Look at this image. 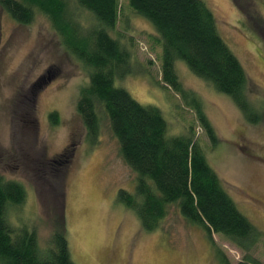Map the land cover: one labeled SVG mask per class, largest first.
I'll return each instance as SVG.
<instances>
[{"label": "rangeland", "instance_id": "rangeland-1", "mask_svg": "<svg viewBox=\"0 0 264 264\" xmlns=\"http://www.w3.org/2000/svg\"><path fill=\"white\" fill-rule=\"evenodd\" d=\"M203 1L215 17L219 36L246 72L252 86L249 102L261 107L262 121H245L230 97L177 61L174 69L179 82L200 102L214 130L216 141L210 143L194 110L161 81L158 34L129 8L127 0H118V22L109 34L129 48L134 64L129 60L123 67L126 77L115 79L116 85L139 104L157 108L166 121L168 136L185 135L192 129L207 164L237 210L264 234V0L239 1L247 14L253 15L250 18L239 11L234 0ZM69 4L80 25L91 29L95 23L91 14L71 1ZM40 79L36 137L29 132L32 138L25 141L20 131H14L15 146L25 151V159L3 160L1 153H9V158L14 149L13 114L22 115L21 110L12 111L17 104L14 97L30 90ZM88 82L89 69L63 48L44 15L37 12L33 22L24 26L0 9V175L20 182L26 192L21 205L7 210L11 225L34 231L39 253L47 258L52 247V217L63 209L73 264H222L218 249L229 264H238L243 254L237 247L215 233L211 234L213 245L205 230L183 218L175 205L168 207L160 225L147 231L135 211L119 200L120 190L133 196L137 176L123 162L118 141L102 112L99 134L94 139L87 136L77 102ZM52 113L57 114V124L51 123ZM73 145L64 182L65 198L59 199L56 207L49 184L34 181L27 164L43 150L51 158ZM252 253L264 263V239Z\"/></svg>", "mask_w": 264, "mask_h": 264}, {"label": "trees", "instance_id": "trees-1", "mask_svg": "<svg viewBox=\"0 0 264 264\" xmlns=\"http://www.w3.org/2000/svg\"><path fill=\"white\" fill-rule=\"evenodd\" d=\"M70 1L91 14L95 22L91 29L80 25L70 12ZM239 1L234 0V3L239 4ZM127 2L129 8L147 20L158 34L157 42L162 48L161 81L180 94L194 110L210 143L216 141L214 130L200 102L185 92L179 82L174 69L177 61L184 62L193 75L217 92L230 97L245 121L251 124L262 121L261 107L249 102L252 86H249L246 72L219 36L215 17L203 0ZM0 9L15 23L24 26L33 22L37 12L44 15L63 48L89 69V82L80 90L77 113L87 136L92 139L99 134V113L106 116L123 162L137 176L133 196L120 190L119 200L135 211L145 230L151 231L160 225L168 207L175 205L183 218L205 230L213 245L211 234L215 233L237 247L243 254L238 264H264L252 253L263 241L264 234L237 210L207 164L192 129L185 135L168 136L166 121L157 108L139 104L116 85L115 79L126 77L123 67L129 60L133 62L129 48L109 34L118 22V0H0ZM238 9L249 18L253 16L240 4ZM41 82L42 79L24 94L17 93L14 97L13 103L17 104L12 111L21 110L22 115L19 114V118L13 114L11 141L14 149L9 158V153H1L3 160L22 162L25 159V151L15 146L18 142L14 131H20L25 141L32 138L29 132L36 137L35 107ZM24 104L27 108H22ZM50 119L51 123H58L56 113L50 114ZM74 145L51 158L46 157L43 150L27 164L34 181L49 184L56 207L59 199L65 198V176L73 159ZM25 198L26 192L20 182L6 180L0 175V264H73L63 209L52 217V247L47 258L39 253L34 231L18 229L7 220V210L21 205ZM218 253L222 264H229L220 249Z\"/></svg>", "mask_w": 264, "mask_h": 264}]
</instances>
